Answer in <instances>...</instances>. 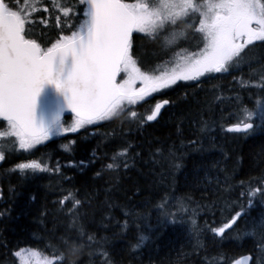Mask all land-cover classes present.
<instances>
[{
    "label": "trees",
    "instance_id": "obj_1",
    "mask_svg": "<svg viewBox=\"0 0 264 264\" xmlns=\"http://www.w3.org/2000/svg\"><path fill=\"white\" fill-rule=\"evenodd\" d=\"M10 2L13 10L33 21L29 36L38 42L50 46L61 33L67 34L65 18L52 0ZM142 36L133 34L138 54L134 59L142 72H155L179 47L180 41L165 47L162 40ZM183 42L184 50L197 44L190 35ZM246 52L247 63L240 70L195 83L179 82L166 91L162 98L169 104L156 120L146 119L158 98L153 95L124 104V110L109 120L48 138L29 151L17 150L12 141L0 142L5 156L0 161V264H18L20 250L58 257L57 247L63 248L58 237L71 222L68 209L75 199L83 202L78 223L85 239L94 234L98 241L107 240L94 246L95 255L90 256L85 247L81 256L71 257L77 264H104L105 251L112 264H230L245 254L255 264L264 257L258 232L244 235L246 230L256 231L255 225L264 219V198L259 193L248 195L264 187V125L247 133L227 131L240 122L242 108H253L255 100L263 97L259 77L264 75V47L250 46ZM129 109L137 112V118L130 116ZM212 126H219V131L208 132ZM192 140L201 143L192 147ZM129 145L128 154L120 155ZM169 152L177 157L178 169L155 162ZM32 161L52 171L26 175L17 169L18 164ZM109 163L121 167L109 169ZM182 199L188 211L180 209ZM236 212L244 215L223 237L210 231ZM176 220L181 222H171ZM141 236L146 237L143 243L133 248Z\"/></svg>",
    "mask_w": 264,
    "mask_h": 264
},
{
    "label": "snow or ice",
    "instance_id": "obj_2",
    "mask_svg": "<svg viewBox=\"0 0 264 264\" xmlns=\"http://www.w3.org/2000/svg\"><path fill=\"white\" fill-rule=\"evenodd\" d=\"M52 2L63 14L68 32L61 33L48 46L29 36L33 21L13 10L10 0H0V120L7 124L6 131L0 132V138L14 137L13 143L18 141L19 148L23 150L31 149L61 131L75 132L87 125L109 120L118 110H124L125 102L133 105L177 80H196L209 73L240 70L247 63L245 57L248 52L245 50L248 46L264 47V0ZM43 10L48 11L47 8ZM73 19L77 22L72 23ZM56 20L59 24L60 17L57 16ZM133 33L143 34L141 39L162 40L165 47H172L181 40L188 41L190 35L197 41L194 47L198 51H193L187 63L177 66V71L170 77L161 79L142 72L137 66ZM260 80L264 82V75ZM46 86H51L57 97L50 118L45 117L43 110L38 115L40 97ZM261 88L264 89V83ZM168 104V100L157 103L147 121L156 120L160 110ZM66 110L75 117L68 126L61 119ZM128 111L131 117L137 118L136 111ZM242 114L244 120L250 122H243L242 127L233 125L228 131L248 132L264 125V101H257L251 109L242 108ZM140 122L144 121L141 119ZM200 143L197 140L189 142L192 147ZM129 148L131 145L119 154L126 156ZM153 155L155 158L156 154ZM4 159L0 153V160ZM175 159L177 157L172 152L168 156L161 153L155 162L162 166L167 162L169 168L178 169ZM119 167L121 165L115 163L107 165L109 169ZM123 167H128L126 161ZM17 169L26 175L52 171L36 161L20 163ZM257 193L264 198V187L253 189L248 195L253 197ZM67 199L60 200V205L63 206ZM186 199L191 201V197ZM179 204L182 211H188L183 199ZM82 207L83 202L75 199L72 208L68 209L72 219L58 237L59 245H63V248L57 247L58 257L40 259L41 254L33 251L37 257L36 264H63L65 260L68 264H77L70 258L81 256L85 247L90 249L89 255L92 256L95 255L94 246L107 243L106 239L96 240L94 234L87 235L85 239V230L78 223ZM199 207L201 205L197 204L196 208ZM191 211L195 214L196 209ZM165 215L171 213L165 212ZM242 215L244 213L236 212L222 227L211 228L210 231L223 237L226 229L233 228ZM192 223L194 225L195 221ZM255 230H246L244 235L253 236L258 232L260 247L264 250V219L255 225ZM145 238L141 236L133 248L140 247ZM104 256V264H112L106 251ZM255 264H264V257L257 259Z\"/></svg>",
    "mask_w": 264,
    "mask_h": 264
},
{
    "label": "rangeland",
    "instance_id": "obj_3",
    "mask_svg": "<svg viewBox=\"0 0 264 264\" xmlns=\"http://www.w3.org/2000/svg\"><path fill=\"white\" fill-rule=\"evenodd\" d=\"M184 51H186V50H183V49L181 48V46H179V47L176 49L175 53H173V54L170 55V61H169L168 63L165 64V70H164V71H162V69H159L156 73H151V72H149V73H147V74L152 75V76H154V77H160L161 79H167V78L170 77L172 74L165 75L166 72H169V71H170V72H173V71L176 70L177 66H183L185 63H187V60L190 58V55H183ZM197 51H198V50H197ZM182 55H183V56H182ZM181 56H182V57H181ZM163 73H164V75L161 76ZM216 74H218V73H209V74H205L204 76L199 77V78L196 79V80H187V81H190V82L202 81V80H205V79L210 78V76H215ZM123 75H124V74L121 73V76H123ZM118 80H119V79H118ZM259 81H260V83H264V82H262V81L260 80V77H259ZM170 86H171V85H169L167 88H162V89H159V90L156 91V92H152V93H150L149 95L145 96L143 99L149 98V97H151V96H153V95H157V94L163 92L164 90L169 89ZM257 101H262V100H261V98H257V99L255 100V104L257 103ZM224 102H225L224 100H221V103H222V104H224ZM125 104H127V103L125 102ZM227 107H228V105H226V108H227ZM117 112H118V111H117ZM117 114H118V113H116L114 116H116ZM148 114H149V112H148ZM227 115H229V113H227ZM227 115H226V116H227ZM230 115H231V114H230ZM230 115H229V116H230ZM114 116H113V117H114ZM226 116H225V117H226ZM74 119H75V118H72V117H71V118H69V119L64 120L66 126L71 125V124L73 123ZM243 119H244V116H242V118H241V120H240L241 123L245 122V120L243 121ZM105 121H106V120H105ZM242 121H243V122H242ZM100 122H102V121H100ZM96 123H97V122H96ZM96 123H94V124H92V125H95ZM6 129H7V124H6V122H3V124L0 126V132H4V131H6ZM80 129H82V128H80ZM213 131H217V132H218V131H219V126H212L211 129H209L208 132L211 133V132H213ZM66 133H70V132H63V131H61L58 135L51 136V137H49V138L64 136ZM221 137H222V136H221ZM10 141L14 142V141H15V138H14V137L0 138V142H1V143H4L5 145H10V144H11ZM43 142H45V140L42 141L41 143H43ZM41 143H40V144H41ZM15 144H16V145H15V148H16L17 150H21V151H29V150H32L33 148L37 147V145H39V144H37V145H35L33 148H31V149L23 150V149H20V148H19L18 141H16ZM211 149H215V148L212 147ZM0 161H1V160H0ZM29 163H30V162H29ZM18 253H19V255H16V261H17L18 264H36L37 257L34 256L33 251H31V250H20ZM43 258H44V256H43V255H42V256L40 255V259H43Z\"/></svg>",
    "mask_w": 264,
    "mask_h": 264
},
{
    "label": "water",
    "instance_id": "obj_4",
    "mask_svg": "<svg viewBox=\"0 0 264 264\" xmlns=\"http://www.w3.org/2000/svg\"><path fill=\"white\" fill-rule=\"evenodd\" d=\"M56 99H57V97H56V94L54 92V89L51 86H46L41 97H40V107L38 108V115H39L40 111L43 110L45 117L50 118L51 112L55 107ZM154 109H155V107H154ZM162 109L160 110V113H161ZM159 114L157 115V117L159 116ZM66 115H69V112L67 110L61 115V119H63ZM241 127H242V125H241ZM250 261H251V258L249 256H242V257L238 258L237 260H235L232 264H250Z\"/></svg>",
    "mask_w": 264,
    "mask_h": 264
},
{
    "label": "flooded vegetation",
    "instance_id": "obj_5",
    "mask_svg": "<svg viewBox=\"0 0 264 264\" xmlns=\"http://www.w3.org/2000/svg\"><path fill=\"white\" fill-rule=\"evenodd\" d=\"M184 27V26H183ZM189 32L191 31V30H188ZM192 41H194V39H192ZM200 46H202V44L200 45ZM251 46V45H250ZM250 46H248V47H250Z\"/></svg>",
    "mask_w": 264,
    "mask_h": 264
}]
</instances>
